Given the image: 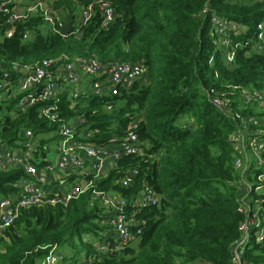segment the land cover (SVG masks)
Returning <instances> with one entry per match:
<instances>
[{"label":"trees","instance_id":"16d2710c","mask_svg":"<svg viewBox=\"0 0 264 264\" xmlns=\"http://www.w3.org/2000/svg\"><path fill=\"white\" fill-rule=\"evenodd\" d=\"M93 2L49 0L60 22L72 15L67 37L59 35L56 19L52 30L40 14L9 23L7 11H0V144L18 147L22 132L31 131L40 139L31 161L42 168L47 147L60 140V122L40 118L41 108L52 107L68 125L82 118L98 146L124 138L133 122L143 155L119 157L95 187L130 200L147 185L161 197L160 204L138 209V240L106 255L96 246L111 237L104 236L102 209L90 193L65 206L22 210L0 238V264H36L54 245L59 252L61 247L71 252L61 255L68 264L81 255L95 258L91 264H231L230 246L244 221L239 189L254 177L252 169L241 174L233 167L229 138L241 129L234 115L255 116L261 122L252 129L264 130V112L255 105L242 108L233 87L264 94V50H256L264 0H108L114 18L105 27L99 13L86 26L76 24L81 9ZM213 16L235 27L226 35L231 48L219 42L223 35L214 34ZM80 31L83 35L76 38ZM230 50L235 54L228 65ZM62 57L138 62L146 74L115 96L84 94L75 100L67 82L59 79L62 89L54 99L21 112L17 104L26 94L20 91L22 78L42 61ZM223 94L233 120L210 102ZM134 169L133 184L123 187L122 178ZM22 177L20 170H0V196L17 192ZM260 230L264 232V222L251 230L241 264H264V237L253 239Z\"/></svg>","mask_w":264,"mask_h":264},{"label":"built area","instance_id":"2783aa9c","mask_svg":"<svg viewBox=\"0 0 264 264\" xmlns=\"http://www.w3.org/2000/svg\"><path fill=\"white\" fill-rule=\"evenodd\" d=\"M18 0H0V11H7L8 22L23 20L32 14H40L44 24L53 30L55 13L48 4L42 0H33V4L27 7L25 13L15 10ZM12 5L11 8H8ZM95 13H99L102 25L105 27L114 18V12L108 5V0H94L93 3L83 7L79 12V26H86ZM214 34L223 35L222 46L231 48L226 31L235 27L219 16H213L211 20ZM233 27V28H232ZM256 50H264V26L259 25L256 34ZM27 39V34L23 35ZM263 46V47H261ZM236 48V46H235ZM235 51L230 50L226 54V64L234 60ZM146 74V68L142 63L114 62L105 64L98 59H83L74 57L58 58L53 61H42L37 67L29 70L20 82V91L26 93L17 104L21 112L36 102H46L54 99L60 86L56 83L63 79L70 87H76L81 79L85 78L89 83L88 94L94 96H115L122 90H126L135 81L140 80ZM0 85V89H1ZM239 92L240 106L249 108L258 106L264 112V94L260 91H250L233 87ZM80 91L72 93V99H76ZM229 94V93H228ZM84 95V94H83ZM227 94L221 97L212 96L210 102L215 109L224 112L231 120L240 119L241 129L234 132L230 138L233 150V167L243 174L247 169H252L253 179L250 183H242L240 191V209L244 221L238 227L239 237L230 246L231 264H241L240 257L243 248L251 239V230L264 222V130L252 129L260 125V120L252 115L241 119L238 114L232 116V112L226 109ZM74 100H71L75 102ZM39 117L49 124L60 122L57 135L60 140L57 144L58 156L55 163H49L44 159V166L38 168L31 161L30 151L33 150L34 136L31 131L23 132L24 141L21 149H16L0 144V170H20L22 177L16 184L17 192L0 197V238L17 220L20 212L29 208L44 206L66 205L68 202L78 199L85 193H90L93 200H97L102 209V219L99 225L106 228L104 236L111 239L103 241L96 246V251L101 255L120 250L138 240L141 234L142 222L134 218L138 209L159 205L161 197L144 185L132 199L127 200L114 192L97 190L95 182L107 176L104 173L106 161L116 160L123 155H143L141 143L134 133L136 125L132 122L124 138L112 141L107 146H98L92 143L93 130L82 131L78 129L85 124L82 118L77 120V125L72 126L62 123L58 114L52 107L41 108ZM79 131V132H78ZM23 149V150H22ZM84 154V157H82ZM39 162H37V165ZM77 170V178L68 187H48L47 173L73 172ZM251 174V175H252ZM138 175L136 169L128 171L121 180L123 187H130ZM80 178V181L77 182ZM253 197H256L253 199ZM263 215V217H262ZM264 237L262 230L253 235L255 241H261ZM112 240V241H110ZM95 258L86 256L75 264H91ZM36 264H65L56 245L52 246L47 255ZM189 264V263H183Z\"/></svg>","mask_w":264,"mask_h":264},{"label":"crops","instance_id":"0c3cea01","mask_svg":"<svg viewBox=\"0 0 264 264\" xmlns=\"http://www.w3.org/2000/svg\"><path fill=\"white\" fill-rule=\"evenodd\" d=\"M44 3H46V4H48V2H49V0H42ZM33 4V0H29V2L28 3H23L22 1H21V3H19L18 2V4L17 5H15V10H17L18 12H20V13H25V11L27 10V7L28 6H30V5H32ZM49 6V5H48ZM49 8L52 10V8L49 6ZM55 13V12H54ZM55 18L54 19H56V21L60 24V23H62V22H60L59 21V18L57 17V15L55 14ZM75 22H76V24L77 23H79V16H78V18L77 19H75ZM10 32V31H9ZM7 36H9L8 34H7ZM89 81L88 80H86L85 78H82L81 79V82H80V84L78 85V86H76V87H70L69 86V88H71L72 89V92H74V91H80L81 92V94H79V96L80 95H83V94H88V92H87V88L89 87ZM61 87H60V89L58 90V92H60L61 91ZM76 101H78V100H76ZM79 119V118H78ZM78 119H76L75 120V125H77V120ZM81 119V118H80ZM79 119V120H80ZM72 124V121H70V125ZM74 125V126H75ZM73 126V125H72ZM78 128H80V129H82V131H86V130H92V129H89L88 127H87V125H86V123L84 124V125H82L81 127H78ZM24 132V131H23ZM23 132H22V135H23ZM79 132V131H78ZM22 138H23V136H22ZM34 140H35V142H34V146H33V150H31L30 151V156H31V158H32V155H31V152H33V151H35V148L37 147V144H38V142H39V140L40 139H38V136H34ZM23 141H24V138H23ZM23 141L22 142H20L19 143V146L18 147H15L16 149H21L22 148V143H23ZM58 142H59V140L57 141V143L53 146V145H49L47 148V151H46V156H45V159H47L48 161H49V163H55L56 162V160H57V156H58V151H57V144H58ZM3 145H5V144H3ZM11 147V146H10ZM23 150V149H22ZM82 157L83 158H85L84 157V154H82ZM113 168V163H112V161L111 160H107L106 161V165H105V170H104V173L105 174H107L111 169ZM76 174H77V170H75V171H73V172H69V173H67V172H63V173H57V172H51V173H47L46 175H47V182H48V187H50V188H56V187H60V186H63V187H69L70 185V183L71 182H73L76 178H77V176H76ZM72 176H74V180L73 181H71V182H69L68 180H69V178H71ZM80 181V178H79V180L77 181V182H79ZM0 197H3V196H0ZM92 199V198H91ZM93 200V199H92ZM96 202H97V200H95ZM98 203V202H97ZM63 249H65V248H60V252L59 253H61V255L62 256H67L66 254H64V252H63ZM62 252H63V254H62ZM81 260V257L79 258V259H77V262L78 261H80ZM64 263L65 264H68V262L66 261H64ZM73 264V263H72Z\"/></svg>","mask_w":264,"mask_h":264},{"label":"water","instance_id":"95a60500","mask_svg":"<svg viewBox=\"0 0 264 264\" xmlns=\"http://www.w3.org/2000/svg\"><path fill=\"white\" fill-rule=\"evenodd\" d=\"M60 30H59V35L62 37H67L69 36L72 32V15L68 16L67 20L65 23H60ZM14 29L10 30V32H8V35H11L13 33ZM83 35V31L78 32L75 37L76 38H81V36Z\"/></svg>","mask_w":264,"mask_h":264},{"label":"rangeland","instance_id":"374dc122","mask_svg":"<svg viewBox=\"0 0 264 264\" xmlns=\"http://www.w3.org/2000/svg\"><path fill=\"white\" fill-rule=\"evenodd\" d=\"M21 1H22L23 3H28V2H29V0H18L19 3H21ZM260 24L264 26V22H262V23H260ZM260 24H259V25H260ZM259 25L257 26L258 31H259ZM47 28H48V27H47ZM226 32L228 33V32H230V30H229V31H226ZM261 47H263V46H261ZM145 81H147V79H146ZM89 90H90V88L88 87V88H87V92H89ZM63 252H64V254H66V255L69 254V253H71V252H69L67 249H63ZM63 252H62V253H63ZM83 258H84V257L81 255V260H82Z\"/></svg>","mask_w":264,"mask_h":264}]
</instances>
